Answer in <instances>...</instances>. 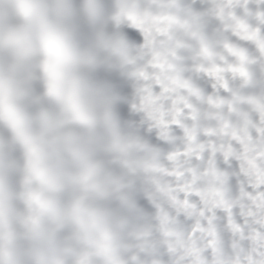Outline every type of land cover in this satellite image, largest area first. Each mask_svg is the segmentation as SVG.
I'll return each instance as SVG.
<instances>
[{
    "label": "clouds",
    "instance_id": "obj_1",
    "mask_svg": "<svg viewBox=\"0 0 264 264\" xmlns=\"http://www.w3.org/2000/svg\"><path fill=\"white\" fill-rule=\"evenodd\" d=\"M0 264H264V0H0Z\"/></svg>",
    "mask_w": 264,
    "mask_h": 264
}]
</instances>
